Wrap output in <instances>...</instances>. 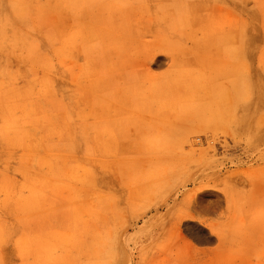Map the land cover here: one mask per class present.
I'll list each match as a JSON object with an SVG mask.
<instances>
[{"label":"rangeland","instance_id":"374dc122","mask_svg":"<svg viewBox=\"0 0 264 264\" xmlns=\"http://www.w3.org/2000/svg\"><path fill=\"white\" fill-rule=\"evenodd\" d=\"M143 3L170 40L148 62L150 35L108 43L87 8H62L52 100L25 92L27 0H0V264H264V0L249 39L236 0Z\"/></svg>","mask_w":264,"mask_h":264},{"label":"bare ground","instance_id":"6f19581e","mask_svg":"<svg viewBox=\"0 0 264 264\" xmlns=\"http://www.w3.org/2000/svg\"><path fill=\"white\" fill-rule=\"evenodd\" d=\"M27 2V13L30 21L24 24L20 30L14 27L15 41L25 48V53L31 62L30 70L32 76L25 84V92H33L35 89H38L40 94L44 93L45 95L50 96L52 100H58V96L61 92L60 86L62 85V80L58 76L60 74V65L59 62L55 63L51 60L52 58L47 53L46 49L52 44H56L57 47H59L61 40V20L63 7L68 9V11L71 8L76 9L80 8L81 6L87 8V10L90 11V14L94 17L89 18L93 20L97 19V25L98 23L106 24L108 28L104 31V33L113 30L114 38L116 40L118 39L124 41L125 46H129V44L139 45L142 39H146L147 34L150 35L152 40L145 42L142 50V54H145L146 62L149 61L151 56L154 55L157 50H165L167 49L168 45H170V40L168 37H165L166 35L159 36L161 34V26L156 21V19L153 18V20H151L150 18L146 19L144 17V14H151L152 12L150 13L151 5L148 7L145 5V3H143V0H27ZM153 5L156 8L154 11L159 10V12L165 7V5H160V2H157ZM235 5V12L248 14V20L250 19L243 29L241 26L236 29L235 36L237 38L249 39L252 36L251 27L254 26L253 23L256 21V13H253L251 8L253 7L251 6V0H236ZM196 8L197 6L195 4L192 5V7H188L187 10L193 12ZM146 10L148 11L145 12ZM78 23L79 25L81 24L80 22ZM44 24L48 26L47 30L44 32V37L38 38L32 37L30 35L31 29H37L40 25L45 27ZM111 38L112 35L107 33L106 40L108 43L111 41ZM55 57L57 60H59L58 49L55 52ZM107 80L109 81V79ZM95 82L101 83L99 80H95ZM90 83L91 81L89 84ZM102 83L101 88L106 90L104 99L107 101V99H109V87L108 85H104L105 82L104 84ZM86 85H88V82ZM98 85L101 86L100 84ZM99 86L97 87L99 88ZM167 87L172 88L171 85H167ZM175 92L180 93V91ZM15 114H17V110L13 109L11 115ZM12 130L15 132V127H13ZM19 132L24 133L23 130H19ZM55 166L60 165L56 163ZM245 181L247 182V179L241 181L239 180L240 183L238 181L236 182H238L240 185L248 186V182L244 184ZM32 189L33 188L31 186L28 187V195L26 196V204H29L30 206L35 204L34 201H36L37 198H44V192L42 189L40 190V194L36 193ZM200 195H203V193ZM16 207L21 210L20 206L16 205ZM175 215H177L176 218L178 220L175 225H181L186 227L188 230L195 228L192 224L194 222V217L191 216L190 212H178Z\"/></svg>","mask_w":264,"mask_h":264}]
</instances>
